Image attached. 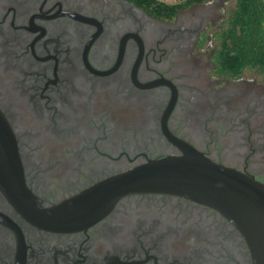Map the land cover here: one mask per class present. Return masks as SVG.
Segmentation results:
<instances>
[{
    "label": "flooded vegetation",
    "instance_id": "obj_1",
    "mask_svg": "<svg viewBox=\"0 0 264 264\" xmlns=\"http://www.w3.org/2000/svg\"><path fill=\"white\" fill-rule=\"evenodd\" d=\"M227 2L198 0L165 19L133 0H0V113L27 187L58 202L177 153L163 120L207 157L264 182V75H219L213 62ZM0 264L252 261L232 223L182 196L128 194L92 225L55 232L25 221L0 192Z\"/></svg>",
    "mask_w": 264,
    "mask_h": 264
},
{
    "label": "water",
    "instance_id": "obj_2",
    "mask_svg": "<svg viewBox=\"0 0 264 264\" xmlns=\"http://www.w3.org/2000/svg\"><path fill=\"white\" fill-rule=\"evenodd\" d=\"M177 153L147 158L58 202L35 195L26 185L16 138L0 113V192L31 225L48 231L84 229L132 193H167L205 204L222 214L243 236L252 264H264V182L216 162L169 132Z\"/></svg>",
    "mask_w": 264,
    "mask_h": 264
},
{
    "label": "trees",
    "instance_id": "obj_3",
    "mask_svg": "<svg viewBox=\"0 0 264 264\" xmlns=\"http://www.w3.org/2000/svg\"><path fill=\"white\" fill-rule=\"evenodd\" d=\"M133 1L156 17L172 19L179 9L198 0ZM214 35L220 40L213 55L217 74L237 77L249 69L264 75V0H235L233 9Z\"/></svg>",
    "mask_w": 264,
    "mask_h": 264
},
{
    "label": "rangeland",
    "instance_id": "obj_4",
    "mask_svg": "<svg viewBox=\"0 0 264 264\" xmlns=\"http://www.w3.org/2000/svg\"><path fill=\"white\" fill-rule=\"evenodd\" d=\"M161 1H164V2H166V3H177V2H182V1H184V0H161ZM219 4H222V3H219ZM235 4V0H228V2L226 3V5H225V8H226V12L228 11H230L231 10V7L233 6ZM229 9V10H228ZM227 16V15H226ZM132 107H133V109H132ZM131 107V109L134 111V112H138V115H140L139 114V108L138 107H136V106H132Z\"/></svg>",
    "mask_w": 264,
    "mask_h": 264
}]
</instances>
